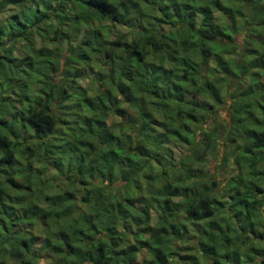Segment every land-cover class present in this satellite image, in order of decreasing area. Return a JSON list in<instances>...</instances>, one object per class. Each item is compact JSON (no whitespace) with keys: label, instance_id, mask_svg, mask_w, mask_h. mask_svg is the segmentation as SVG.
I'll return each instance as SVG.
<instances>
[{"label":"trees","instance_id":"1","mask_svg":"<svg viewBox=\"0 0 264 264\" xmlns=\"http://www.w3.org/2000/svg\"><path fill=\"white\" fill-rule=\"evenodd\" d=\"M238 73L264 102V0H0V264H264V105Z\"/></svg>","mask_w":264,"mask_h":264},{"label":"rangeland","instance_id":"2","mask_svg":"<svg viewBox=\"0 0 264 264\" xmlns=\"http://www.w3.org/2000/svg\"><path fill=\"white\" fill-rule=\"evenodd\" d=\"M13 9H14V7L12 6V5H8V7L5 9V11H13ZM2 16V15H1ZM115 29V28H114ZM115 32H116V29H115ZM114 32V33H115ZM236 41H237V44H238V46H240L242 43H241V41H240V38L237 36V38H236ZM254 45L256 44V43H253ZM48 47L49 48H53L54 50H55V52L57 53L58 51H59V48H56V46H54V42L52 41V42H49L48 43ZM241 47V46H240ZM23 49L22 48H19V49H15L14 51H13V53L14 54H16V53H19V54H23ZM248 58V56L246 55V56H244V60H246ZM210 63H212V62H210ZM99 65V62L97 61L96 62V67H99L98 66ZM96 67L95 66H91V69L92 70H95L96 69ZM87 70H90L89 68H86V71ZM84 71V70H83ZM83 71H82V73H83ZM234 78V77H233ZM236 78H238V80H239V82H242L244 85H245V88H243V89H241L238 85V88H240V95H242V96H244V97H246V98H248L249 100L248 101H246L245 103H244V110H246V111H249L250 109L253 111L254 110V112H255V114H256V108H257V104L260 106V104H263L264 105V102L262 101V99L261 98H256V99H254V100H256V101H254L253 100V102H252V97L250 96L251 95V93H252V91H253V89H254V84H252L248 79H249V76L248 75H246V74H244V75H239V73H238V76H236ZM258 80L260 81V82H264V74H262V75H260L259 77H258ZM85 82V84H86V81H84ZM83 83V82H82ZM88 84H87V87L89 86H91V88L92 89H94V86H95V83H93L91 80H89L88 82H87ZM233 87H235V85H233ZM237 88V89H238ZM236 89V90H237ZM221 99H222V101H221V103H222V107L220 106H218L220 109H216V112L215 113H212L211 114V120H216V121H220V119L221 118H223V119H227V115H228V112L227 111H225V108L223 107V106H229V102H230V98L227 96V95H221ZM224 104V105H223ZM258 109V108H257ZM118 117H116V116H113V115H109L107 118H106V121L107 122H113V121H118ZM169 146L172 148V159L174 160V161H176L177 160V158L182 154V153H187V147H183V146H176V145H174V144H172V143H170L169 144ZM221 149H222V147L220 146V145H217L216 146V150H217V152L218 153H220L221 152ZM199 155H202L201 153L199 154ZM231 158H227V161L228 162H231L232 161V157L233 156H230ZM204 161H202V163H197V165H195V166H197V170H195L194 169V174L195 173H200V174H202V181L203 182H205L208 186L209 185H211V183H210V179L211 178H213L214 180L216 179V181H217V183H218V181H219V184L217 185V186H221V185H223V183H224V181H225V179H223V178H226V177H228V176H230V175H233L236 171L235 170H232L230 167H227L226 169H223V170H215V168H214V165L216 164V163H218L219 162V157L216 155V157H215V159H214V161H209V156H208V154H206V155H204ZM207 158V160H205ZM30 159V158H29ZM232 164V163H231ZM33 168H35L36 169V171H39V172H43V177H47V176H53L54 175V170L53 169H50L49 168V170H46V171H44V170H42V168L40 167V166H38L36 163H34L33 164ZM66 175H70V172H68V173H66ZM66 175H64V176H60V177H58V178H56V180H55V184H52L51 185V187L49 188V189H53V190H58V189H63V188H65V186H66V184H68V181H70V179H72V178H69L68 179V177L66 176ZM180 176L182 175V174H179ZM260 181V179H259V177H257L255 180H254V182H255V184L256 183H258ZM200 182V181H199ZM263 182H264V179H263ZM53 183V182H52ZM49 184V183H48ZM47 184V185H48ZM213 189H214V191H216L215 192V197L217 198L218 196H220V192H219V194H218V190H216V187L214 186L213 187ZM75 190H77V189H75ZM226 197V196H225ZM174 200H179V197H174ZM233 204H230L228 201L226 202V205H225V210H224V212L223 213H220L216 218H215V222H217V223H219V224H221V225H223L224 223L223 222H220L219 220L221 219V218H223L226 222H228V221H230V220H228L227 221V219L230 217V216H232V212H231V210L233 209ZM260 210H261V212H263V214H264V205H262L261 206V208H260ZM154 219H155V212H153V211H151L150 212V218H149V221H151V223L154 221ZM233 221V220H232ZM257 226H256V229L257 230H259V229H261V227H263V225H264V223L263 222H260V223H258V224H256ZM129 228H130V231H133L134 230V227L132 226V225H130L129 226ZM235 231H231V233H234ZM241 233H248L249 232V227H246L245 225H244V227H242L241 226V231H240ZM263 241H264V239H263ZM178 247L179 248H188L189 247V242L188 241H185V242H182V243H178ZM189 251H192V250H185V252H187V253H189ZM181 253L183 252V250H181L180 251ZM145 253H144V249H142V248H140L138 251H137V253H136V255L137 256H146V254L144 255ZM260 260H261V258L259 257V256H256L255 257V262H253L252 264H261L260 263ZM264 260V259H263ZM39 262L42 264V263H44L45 262V259H43V258H41L40 260H39ZM179 264H181V263H179ZM187 264H190V263H187Z\"/></svg>","mask_w":264,"mask_h":264}]
</instances>
